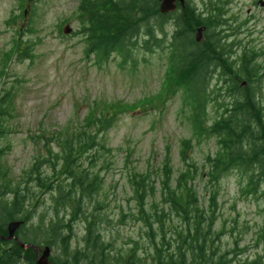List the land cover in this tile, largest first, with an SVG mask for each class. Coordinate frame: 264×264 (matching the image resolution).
<instances>
[{
  "label": "trees",
  "instance_id": "16d2710c",
  "mask_svg": "<svg viewBox=\"0 0 264 264\" xmlns=\"http://www.w3.org/2000/svg\"><path fill=\"white\" fill-rule=\"evenodd\" d=\"M224 5L221 0H208L204 13L197 12L193 5H186L185 10L163 16L157 0L79 2L76 14L79 29L75 34L82 35L84 53L96 66L107 63L113 55L118 60V69L132 76L138 61L147 64L146 58L139 60L140 51L152 54L167 50L163 93L165 96L181 93L180 100L192 131V139L181 142L179 154L185 168L172 181L171 171L164 164L159 182L160 201L151 206L150 212L145 210L146 198L156 193L155 188L148 185L150 178L142 174L138 179L130 177L137 209L129 216L142 223L148 244L141 247L137 240L125 252H116L98 230V224L108 218L102 212L107 201L97 198L101 179L85 169L81 160L84 155L92 154L91 160L95 161L96 153L104 150L101 138L118 119L116 108L108 107L99 113L89 110L82 125L72 134L57 133L52 140L59 151L47 150V157L36 159L29 172L16 182L2 163L5 149H0V235L6 234L8 223L22 221L16 231L19 243L0 240V264H23V261L35 264L34 251L21 245L52 247L55 243L60 244L61 255L51 256L50 264H240L237 239H234L233 252L221 253L219 242L225 229L213 230L218 194L215 186L226 174L235 171L242 198L264 196V115L257 86L262 64L250 45L236 39L227 43L226 39L237 33L221 29L227 23L223 19ZM169 19L176 21L170 35L164 29ZM200 26L206 28L204 40L196 42L193 34ZM17 32L23 37L32 32V27L28 24L26 29ZM31 47L28 40H24L22 46L14 44L13 58L31 59ZM237 48H240L239 53L235 52ZM13 58L3 59L2 77L7 75ZM11 104L10 91H5L0 99V139L7 131L2 123L9 116ZM209 112L213 113V121L207 124ZM209 138L216 139L218 148L206 158L210 212H205L193 185L200 173L195 164L186 163L185 150L192 148V140L199 143ZM58 162L60 168L56 170ZM43 165L51 166L50 176L42 174ZM34 187L57 195L53 207L55 220L42 232L40 225L28 224L32 215L28 206ZM87 201H93L89 213L84 212ZM66 211L67 220L60 218V212ZM172 216L181 224L169 225ZM82 217L86 225L85 245L72 252V225ZM126 218L120 215L118 222L123 224ZM254 243L264 248V223ZM251 264H259V260Z\"/></svg>",
  "mask_w": 264,
  "mask_h": 264
},
{
  "label": "rangeland",
  "instance_id": "374dc122",
  "mask_svg": "<svg viewBox=\"0 0 264 264\" xmlns=\"http://www.w3.org/2000/svg\"><path fill=\"white\" fill-rule=\"evenodd\" d=\"M80 1L0 0V72L3 59L13 58L14 44L22 46L24 40H28L32 45L31 59L14 57L7 75L2 77L0 74V99L5 91H10L12 103L9 116L2 123L7 128L0 139V149H5L2 163L16 182L29 172L36 159L47 157V150L59 151L55 140H52L57 133L72 134L82 125V119L89 110L99 113L108 107L116 108L118 119L101 138L104 150L99 148L95 161L91 160L92 154L84 155L81 160L85 169L99 175L101 192L97 198L107 201L102 212L108 218L98 224L102 239L111 243L114 251L125 252L137 240L141 247L148 244L142 223L129 216L137 209L130 177L138 179L142 174L150 178L148 185L156 191L146 198L145 210L150 212L151 206L160 201L159 182L164 164L171 171L172 181L184 171L185 164L179 154L181 142L192 139V131L185 117L186 108L180 100L181 93L174 96L163 93L167 50H157L152 54L140 51L139 60L144 57L147 64L138 61L132 76L118 69V60L113 55L107 63L96 66L84 53L82 35L75 34L79 29L76 14ZM189 1L204 13L208 0ZM221 1L226 3L223 19L227 21L221 29H232L237 33L228 37L227 43L236 39L250 45L262 64L257 86L264 115V7L258 4L261 0ZM31 10L34 12L32 16ZM28 24L32 32L22 37L17 30L26 29ZM65 25L71 28L67 35L62 34ZM173 28L174 23L166 24L168 35L174 31ZM7 52L9 54L4 56ZM235 52L239 53L240 48ZM212 117L213 113L209 112L207 124L213 121ZM191 145V149L185 150L186 163L198 167L200 177L194 181V189L200 207L210 212V185L205 180L206 158L215 153L218 145L214 138L199 143L192 140ZM50 167L41 166L42 174L50 176ZM59 168L58 162L56 170ZM239 186L235 171H230L215 186L218 194L213 230L225 229L219 242L221 253L233 252L234 239H237L240 264H251L254 260L264 264V248L254 243L255 235L264 223V196L242 198ZM31 191L28 208L32 215L28 224L40 225L42 232L55 220L53 207L57 195L38 187ZM92 207L93 201H87L84 212L89 213ZM67 213L60 212L59 217L67 220ZM120 215L127 216L123 224L118 222ZM84 221L82 217L73 222L72 252L85 245ZM169 223L173 226L181 224L176 216H172ZM59 255L60 244L55 243L51 247V256Z\"/></svg>",
  "mask_w": 264,
  "mask_h": 264
},
{
  "label": "water",
  "instance_id": "95a60500",
  "mask_svg": "<svg viewBox=\"0 0 264 264\" xmlns=\"http://www.w3.org/2000/svg\"><path fill=\"white\" fill-rule=\"evenodd\" d=\"M176 1L177 0H158L159 2V12L161 14H166L169 12H172L175 10L176 8ZM179 3L181 5H183L184 0H178ZM259 5L261 7H264V1H259ZM71 32V29L69 26L64 27L63 29V34H69ZM202 29H197L196 33H195V41L199 42L202 40ZM22 222L20 221H12L8 224L7 226V236L6 237H1L2 239L5 240H11L14 239V233L16 231V229L21 225ZM21 247H29L32 248L33 250H35L36 252H38V250H36L34 247L32 246H25V245H21ZM50 256V248L49 247H45L42 250L41 256H38L36 258V264H50L48 261V258Z\"/></svg>",
  "mask_w": 264,
  "mask_h": 264
},
{
  "label": "flooded vegetation",
  "instance_id": "af4514ba",
  "mask_svg": "<svg viewBox=\"0 0 264 264\" xmlns=\"http://www.w3.org/2000/svg\"><path fill=\"white\" fill-rule=\"evenodd\" d=\"M176 5H177V8H176V10L179 12V11H181V7L179 6V3L178 2H176ZM186 5H190V1L189 0H186L185 1V7H187ZM170 22H172V21H170ZM202 29H206L205 27H203ZM203 38H204V35H203ZM3 237H6L7 236V232H6V234H1ZM14 236H15V239H11V240H5V239H1L2 240V242H6V241H15V242H17V243H19L18 241H19V239H18V237L16 236V233L14 234ZM2 246H4V245H2ZM28 246H33V247H35V248H37V246H35V245H32V244H29ZM45 246V245H44ZM43 248V246H40V247H38V249L41 251V249ZM33 250V249H32ZM34 251V260H36V252H35V250H33ZM38 255H40V252H39V254ZM49 259H50V257H49ZM23 264H28V263H25L24 261H23ZM36 264V263H35Z\"/></svg>",
  "mask_w": 264,
  "mask_h": 264
}]
</instances>
